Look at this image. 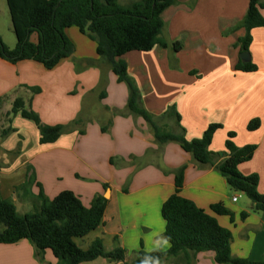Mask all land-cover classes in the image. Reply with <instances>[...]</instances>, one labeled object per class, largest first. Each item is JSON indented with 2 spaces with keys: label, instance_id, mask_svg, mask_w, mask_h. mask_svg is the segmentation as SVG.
<instances>
[{
  "label": "crops",
  "instance_id": "obj_1",
  "mask_svg": "<svg viewBox=\"0 0 264 264\" xmlns=\"http://www.w3.org/2000/svg\"><path fill=\"white\" fill-rule=\"evenodd\" d=\"M5 1V4H4ZM139 0H120L128 6ZM166 9L163 37L170 43L181 42L180 52L155 46L150 52L133 51L122 57L129 75L137 82L144 107L161 116L176 106L188 140L200 138L211 124H220L210 150L225 151L231 132L239 148L256 145L253 158L239 166L243 175L259 176L258 191L264 194V28L252 30L249 53L255 72L236 69L240 59L238 41L246 31H231L246 16L249 0H178ZM1 13L8 17L9 35L0 36L11 49L16 45L12 20L6 0H0ZM264 17V8L261 10ZM74 53L48 70L42 64L25 60L12 64L0 58V192L17 171L25 169L22 181L13 182L23 192L22 199L39 205L41 188L49 198L72 191L89 207L93 198L108 200L102 225L87 236L75 239L87 250L97 239L106 251L116 246L126 250V261L152 247L165 236L166 222L161 209L175 192L176 171L186 166L181 196L215 217L232 233V254L251 261L264 260V213L251 210V201L234 195L222 175L212 165L201 166L177 143L160 146L151 127L141 117L120 115L127 108L129 89L97 55L96 43L76 27L66 30ZM11 35V36H10ZM6 36V37H5ZM33 42L37 36H32ZM38 88V92L32 89ZM22 99L50 126L61 125L63 134L52 144H40V132L33 121L20 113L5 123L13 104ZM255 118L261 127L248 131ZM163 126L173 127L172 121ZM14 132L4 139L2 131ZM106 128V131H103ZM19 149L11 162L8 154ZM10 161V162H9ZM240 195V194H239ZM15 198V197H14ZM17 202V199H12ZM223 203L233 214L220 216L211 206ZM17 206V205H16ZM18 210V207H17ZM19 212V211H18ZM29 213V211H25ZM248 213L243 219L242 213ZM20 213V212H19ZM23 213L21 215H24ZM169 248H164L166 251ZM44 264H57L50 250ZM185 264L184 255L165 261ZM0 264H42L28 240L0 244ZM82 264H120L98 258ZM194 264H216L212 252L196 255Z\"/></svg>",
  "mask_w": 264,
  "mask_h": 264
},
{
  "label": "trees",
  "instance_id": "obj_2",
  "mask_svg": "<svg viewBox=\"0 0 264 264\" xmlns=\"http://www.w3.org/2000/svg\"><path fill=\"white\" fill-rule=\"evenodd\" d=\"M12 20L16 45L9 48L0 36V58L16 64L31 60L42 64L46 69L55 68L62 60L74 53V45L66 30L76 27L97 45V55L129 89L127 108L120 115L143 118L151 127L156 142L163 146L174 142L192 155L201 166L212 165L226 180L232 193L246 196L255 213H264V194L259 193V176L243 175L239 171L242 163L250 161L256 145L239 148L233 142L231 132L225 142V151L214 153L210 150L213 136L222 126L211 124L200 138L188 140L181 124V116L176 106L169 107L161 116L151 114L143 105L137 82L129 75L128 65L122 59L133 51L150 52L155 46L181 51V42L170 43L163 37L165 22L163 12L179 4L178 0H139L122 6L120 0H6ZM196 0H191L189 8H194ZM264 0H249L245 18L231 31L244 28L246 34L240 38V53L249 52L252 43V30L264 28L261 10ZM37 36V41L31 40ZM236 69L255 72L257 66L242 60ZM38 92V88L32 89ZM2 101L0 100V108ZM18 113L33 121L40 132V144L55 143L63 134L61 125L44 124L39 115L26 107L22 99H17L9 114L8 123ZM163 121H172L173 127L163 126ZM261 127L259 118L252 119L248 131ZM106 131V128H103ZM9 126L2 131L4 139L13 133ZM19 155V149L12 152ZM186 166L176 171L175 192L164 202L161 214L166 222L165 237L170 238L171 247L158 253L164 261L184 255L185 264H194L198 253L212 252L216 264H264L235 257L232 254L233 236L229 229L222 227L217 219L192 201L181 196ZM39 205L33 212L21 215L15 202L5 198L0 192V244H15L28 240L34 247L36 258L44 264L45 252L50 250L57 264H82L98 258L111 263L139 264L140 258L148 252L141 250L132 262L126 261V250L116 246L106 251L101 239L95 240L87 250H83L75 239L83 238L98 229L108 206L103 195L93 198L86 207L72 191H63L49 199L41 188ZM211 211L220 216H228L233 221L232 212L223 203L211 206ZM248 213H242L245 219Z\"/></svg>",
  "mask_w": 264,
  "mask_h": 264
},
{
  "label": "rangeland",
  "instance_id": "obj_3",
  "mask_svg": "<svg viewBox=\"0 0 264 264\" xmlns=\"http://www.w3.org/2000/svg\"><path fill=\"white\" fill-rule=\"evenodd\" d=\"M4 4H5V1H4ZM5 22H9V19H8L7 16H5L4 14L1 13V5H0V27H1L2 31H3V35H6V34L9 35V32L6 29V26L9 25V24H5ZM7 124H8V120L5 123V126ZM18 157L19 156L15 155L14 153H9L8 154V159L11 162H13V160L17 159ZM25 169H26V166H25L24 169L18 170L16 172L17 176L11 182L4 181L3 184H2V187H3L2 189H3L4 195L6 197L9 196V195H11V196L14 195V197L17 199V202L15 201V204L17 205L18 211L21 214L26 213L25 211L33 212L35 209H37V206H34L35 203L33 202V199L32 200L29 199L28 201H26L27 199H25V200L22 199L23 197H21V195H23V192L21 190L15 189V187H17V186H15L14 183H13L14 181L17 182V183L22 181L23 176H25L26 173H27V172H25ZM233 194L236 195V196H241L242 197V195H239L238 193H233ZM14 197L12 196L11 199H15Z\"/></svg>",
  "mask_w": 264,
  "mask_h": 264
},
{
  "label": "clouds",
  "instance_id": "obj_4",
  "mask_svg": "<svg viewBox=\"0 0 264 264\" xmlns=\"http://www.w3.org/2000/svg\"><path fill=\"white\" fill-rule=\"evenodd\" d=\"M166 247H171L170 238L162 235L159 236L153 242L152 247L148 249V254H145L140 258L139 264H166V262L158 254Z\"/></svg>",
  "mask_w": 264,
  "mask_h": 264
},
{
  "label": "water",
  "instance_id": "obj_5",
  "mask_svg": "<svg viewBox=\"0 0 264 264\" xmlns=\"http://www.w3.org/2000/svg\"><path fill=\"white\" fill-rule=\"evenodd\" d=\"M240 59L243 62L248 63L251 61V54L249 52H243L240 54Z\"/></svg>",
  "mask_w": 264,
  "mask_h": 264
},
{
  "label": "built area",
  "instance_id": "obj_6",
  "mask_svg": "<svg viewBox=\"0 0 264 264\" xmlns=\"http://www.w3.org/2000/svg\"><path fill=\"white\" fill-rule=\"evenodd\" d=\"M233 201H234V202H236V201H237V196H235V197L233 198Z\"/></svg>",
  "mask_w": 264,
  "mask_h": 264
}]
</instances>
